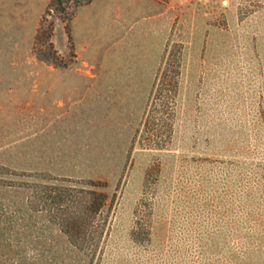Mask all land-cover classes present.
<instances>
[{
    "label": "rangeland",
    "instance_id": "rangeland-1",
    "mask_svg": "<svg viewBox=\"0 0 264 264\" xmlns=\"http://www.w3.org/2000/svg\"><path fill=\"white\" fill-rule=\"evenodd\" d=\"M47 6L0 0V264H264V0ZM80 180L94 252L29 199Z\"/></svg>",
    "mask_w": 264,
    "mask_h": 264
},
{
    "label": "trees",
    "instance_id": "trees-1",
    "mask_svg": "<svg viewBox=\"0 0 264 264\" xmlns=\"http://www.w3.org/2000/svg\"><path fill=\"white\" fill-rule=\"evenodd\" d=\"M89 1L48 0L46 13L57 16L63 22L69 50H72V42L68 21L77 6ZM75 182L80 185L35 183L30 189L29 199L37 203L38 209L47 214L70 244L94 252L104 231L113 195H109L100 180Z\"/></svg>",
    "mask_w": 264,
    "mask_h": 264
}]
</instances>
